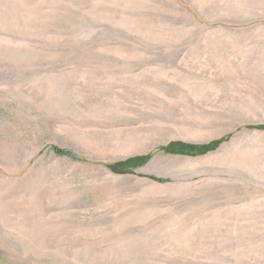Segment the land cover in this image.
<instances>
[{
    "label": "rangeland",
    "instance_id": "374dc122",
    "mask_svg": "<svg viewBox=\"0 0 264 264\" xmlns=\"http://www.w3.org/2000/svg\"><path fill=\"white\" fill-rule=\"evenodd\" d=\"M133 49L187 72L128 71ZM234 128L264 129V0H0V264H264V210L166 201L233 193Z\"/></svg>",
    "mask_w": 264,
    "mask_h": 264
},
{
    "label": "crops",
    "instance_id": "0c3cea01",
    "mask_svg": "<svg viewBox=\"0 0 264 264\" xmlns=\"http://www.w3.org/2000/svg\"><path fill=\"white\" fill-rule=\"evenodd\" d=\"M181 26V25H180ZM176 31L172 29V32ZM166 32L163 34H154L159 36L162 39H173L181 34H176V32ZM153 35V34H152ZM201 36V40L203 35ZM198 37V36H196ZM199 38V37H198ZM122 55L117 56L118 58H130V62L132 63V67H136L137 69H132L128 71H133L136 73L145 72V73H186L187 70H183L184 66V53L170 50H140L133 49L124 51ZM174 52H177L178 55H174ZM172 54V55H171ZM186 56V55H185ZM176 57V58H174ZM117 62V61H116ZM181 89H185L182 87ZM197 98V93L194 94ZM236 103L235 105H238ZM247 104L251 105V101H247ZM263 124V123H262ZM234 128L231 131V137L226 139L229 142V146H231V152L234 151V156L238 161L237 169L242 170L241 162L244 163L245 172L238 171L239 173L235 177H230V183L235 188L233 193L225 196L224 194H201V193H175V194H166L171 199L166 197V201H171L173 203L182 202L186 203L184 208L180 211L183 213L180 218L186 217H200L204 216V214H200V212L216 210H228V211H257L259 209L264 210V129H240L235 131ZM254 130V131H253ZM235 131V132H234ZM240 136V134H243ZM246 133V134H245ZM225 140L219 143H215L217 147L212 152V154H216L218 151V147L221 148V145L226 142ZM173 142V141H172ZM181 142L183 141H174ZM170 143V142H169ZM168 144V143H167ZM214 144V145H215ZM166 145V144H165ZM164 146V145H162ZM153 151V150H152ZM150 151V152H152ZM217 151V152H216ZM150 152H146L142 155H146ZM187 154V152H185ZM141 155V156H142ZM170 156H179L186 157L184 154H166ZM154 155H152L148 161H151ZM198 157H204L203 154L198 155ZM204 201L206 204L202 205L201 202ZM212 203H214L212 205ZM172 207V206H171ZM162 206H157L156 209H150L149 211L153 213L155 211L156 217H161V214L164 213L162 210ZM168 209V208H167ZM191 212L196 214H190ZM151 215V214H150ZM221 215L219 214L218 217ZM254 216V213L252 214ZM260 216L264 217V214Z\"/></svg>",
    "mask_w": 264,
    "mask_h": 264
},
{
    "label": "trees",
    "instance_id": "16d2710c",
    "mask_svg": "<svg viewBox=\"0 0 264 264\" xmlns=\"http://www.w3.org/2000/svg\"><path fill=\"white\" fill-rule=\"evenodd\" d=\"M189 148H191V146L188 144H184L181 142H170L165 146L159 147V150H162L165 153L167 152V153L185 154V152H187L186 150ZM52 150L58 156L73 157L72 153L70 151L64 149V148L52 146ZM152 154L153 153H148L146 155L136 156L134 158L126 159L123 161H117V162L109 165V168L113 172L126 173L131 168L137 167V166L143 164L145 161L149 160V158L152 156Z\"/></svg>",
    "mask_w": 264,
    "mask_h": 264
}]
</instances>
